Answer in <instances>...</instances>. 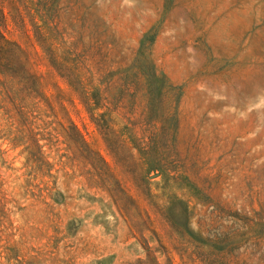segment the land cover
<instances>
[{"label":"rangeland","instance_id":"374dc122","mask_svg":"<svg viewBox=\"0 0 264 264\" xmlns=\"http://www.w3.org/2000/svg\"><path fill=\"white\" fill-rule=\"evenodd\" d=\"M0 264H264V0H0Z\"/></svg>","mask_w":264,"mask_h":264},{"label":"trees","instance_id":"16d2710c","mask_svg":"<svg viewBox=\"0 0 264 264\" xmlns=\"http://www.w3.org/2000/svg\"><path fill=\"white\" fill-rule=\"evenodd\" d=\"M0 38L5 41V37L2 35V33L0 32Z\"/></svg>","mask_w":264,"mask_h":264}]
</instances>
